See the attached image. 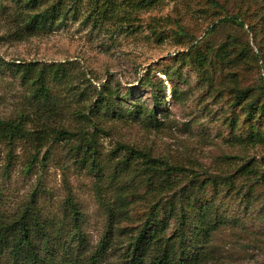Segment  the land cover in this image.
Wrapping results in <instances>:
<instances>
[{"label": "rangeland", "instance_id": "374dc122", "mask_svg": "<svg viewBox=\"0 0 264 264\" xmlns=\"http://www.w3.org/2000/svg\"><path fill=\"white\" fill-rule=\"evenodd\" d=\"M43 1L41 9L54 0ZM63 2L67 12L52 30L19 36L18 4L0 0V119L28 115L25 137L10 152L0 144V216L10 220L32 206L55 237L56 264H83L108 228L106 206L123 195L127 216L111 229L96 264H128L154 197L136 164L120 163L123 143L182 167L178 187L193 176H232L233 187L218 195L203 188L200 200L212 205L209 235L198 232L197 209L185 208L191 218L182 223L179 214L161 218V242L177 257L197 251L193 264H264V178L238 171L247 161L264 171V144L239 141L250 131L264 133V0H160L143 8L129 0ZM229 15L243 26L220 21ZM33 61L61 64L66 73L50 83L57 116L47 117L30 85L4 65ZM236 90L248 91L238 101ZM98 99L115 113L89 115ZM137 108L155 112L158 125L133 116ZM60 126L72 136L52 131ZM90 135L98 151L93 168L77 150L80 137ZM69 191L82 213L83 248L70 240L73 221L62 211ZM66 246L75 256L80 248L79 257L71 260ZM0 264H11L6 252Z\"/></svg>", "mask_w": 264, "mask_h": 264}, {"label": "trees", "instance_id": "16d2710c", "mask_svg": "<svg viewBox=\"0 0 264 264\" xmlns=\"http://www.w3.org/2000/svg\"><path fill=\"white\" fill-rule=\"evenodd\" d=\"M13 1L18 4L19 14L21 16L20 23L15 30V33L19 36H29L38 31L52 30L56 21L59 20V17L67 12L64 6V0H54L44 5L42 9L39 7L45 4L43 0ZM76 1L79 0H74V2ZM129 2L133 7L143 8L156 4L160 0H129ZM220 21L243 26V23L238 21L236 15H229ZM18 38L21 39L24 37ZM4 65L22 83L30 85L31 96L39 101L40 107L48 113L47 117L49 115L52 117L57 116V108L50 95V83L65 78L66 73L61 68V64H39L33 61L13 64L4 62ZM247 91L236 90L235 98L238 101L245 98ZM260 93L264 98V84L261 87ZM93 105L94 107L89 109V115H94L96 111L101 109L105 112L115 113L108 100L103 102L98 99ZM250 106L251 108H255L257 102L251 103ZM133 112H131V114H134L133 116L137 114L143 115L148 119L150 124L154 126L158 125L155 112L143 113L139 111V108ZM88 114L87 119L89 118ZM79 115L85 116L83 113H79ZM26 120H28V115L24 114H19L14 119H0V144L4 143L7 145L9 148L8 152L11 151L12 145L17 140L24 138L28 133L23 126ZM52 131L56 132L60 138H70L72 136V133L62 126L52 128ZM37 138H41L40 135ZM239 141L264 144V133L257 130L250 131L245 140L239 138ZM117 147L122 148L125 152L124 157L120 159V163L123 166H129L131 163L136 164L135 169L146 176V184L152 193V197H154V202L148 209L149 212L145 222L131 243L128 264H145L147 258L150 259V264H193L192 262L198 259L197 251L190 257L191 259H184V251L181 252L180 257H177L172 245L168 243L162 244V237L159 234L163 231L164 222H162L161 218L177 217L179 214L182 223L185 219L191 218L188 211L185 213V208L197 209L196 226L200 227L198 228V232H202L203 237L209 235L211 229H213L212 224L208 220V213L211 211L210 207L212 205H210L211 203L209 204L206 201L202 202L200 200L203 188L208 185L218 195L223 189L233 187L232 176H212L206 177L201 181H197V177L193 176L189 179L187 185L178 187L174 176L177 172L184 171L182 167L170 165L162 159L152 157L148 151L132 145L119 143ZM77 150L82 153L80 158L81 162L86 161L87 157H89L91 158V167L98 166L95 159L98 151L93 135L80 137ZM238 171L243 175L250 174L255 179L264 178V171L259 172L250 161L241 164ZM169 191H172L170 196L162 201L160 197ZM131 196H134V193H131ZM113 202H115L113 206H106L108 212V228L98 242L97 247L91 251L87 249L88 255L83 264H96L98 262V259L102 257V254L110 245L109 234L111 229L127 216L126 206L130 201H125L124 196L119 195ZM62 211L66 217H71L73 221L75 231L73 236L75 237L72 236L70 240H76L80 248H83L85 246V237L81 232L80 226L82 213L70 191L67 193ZM44 223L40 221L37 210L30 205H27L19 215L10 220L0 216V252L7 253L11 264H56L54 261V256L56 255L55 237L51 234L52 230L44 229ZM80 248L76 252V256L72 254L71 246H66L65 253L66 255L70 254L71 260L77 259Z\"/></svg>", "mask_w": 264, "mask_h": 264}]
</instances>
